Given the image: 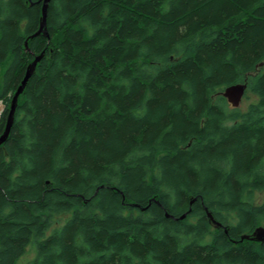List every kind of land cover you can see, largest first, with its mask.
I'll list each match as a JSON object with an SVG mask.
<instances>
[{
  "label": "trees",
  "instance_id": "1",
  "mask_svg": "<svg viewBox=\"0 0 264 264\" xmlns=\"http://www.w3.org/2000/svg\"><path fill=\"white\" fill-rule=\"evenodd\" d=\"M42 7L0 0V136L44 52L0 145V264H264V0H51L48 36Z\"/></svg>",
  "mask_w": 264,
  "mask_h": 264
},
{
  "label": "water",
  "instance_id": "2",
  "mask_svg": "<svg viewBox=\"0 0 264 264\" xmlns=\"http://www.w3.org/2000/svg\"><path fill=\"white\" fill-rule=\"evenodd\" d=\"M50 1L51 0H43V7H42L43 15L41 19V24H40L39 30L36 32L35 35H39L41 32H45V35L48 36V33L46 31V24H47V12H48ZM26 45H27V42H26ZM43 56H44V52L38 55L35 58V60L28 65L25 77L22 80L20 86L18 87L16 93L14 94L12 98L11 105L9 108L6 128H5L4 133L0 136V145H2L7 140L10 134V131L15 121V113L17 110L19 97L23 93L29 79L32 77V75L34 74L36 70V66L38 62L43 58ZM260 65H262V63ZM247 90H248L247 82L236 83V84H232V85L225 87L220 92V94H222L234 108H239ZM183 217H185V215L181 216V218ZM209 217L215 225H220L216 220H214V217L210 212H209ZM242 238H247V239L249 238L252 240L263 242L264 241V225L258 226L251 235L245 234L242 236Z\"/></svg>",
  "mask_w": 264,
  "mask_h": 264
},
{
  "label": "rangeland",
  "instance_id": "3",
  "mask_svg": "<svg viewBox=\"0 0 264 264\" xmlns=\"http://www.w3.org/2000/svg\"><path fill=\"white\" fill-rule=\"evenodd\" d=\"M259 68L264 70V62H262V65H260ZM258 101H259V96L256 93L252 92L251 90H247V92H246V94H245V96H244L239 108L244 111V110L247 109V107L251 103H256ZM231 107H233V106L231 105ZM4 108H5V103L4 102H0V114L3 112ZM263 201H264V189L255 191V193H254V202L256 204H260ZM70 215H71L70 213L56 215L55 216L54 226H59L62 223H64V221L68 217H70ZM36 254H37V248H36L35 244L34 243H30L26 247L25 253L20 257L19 263L20 264L28 263L29 261H31L32 259L35 258Z\"/></svg>",
  "mask_w": 264,
  "mask_h": 264
}]
</instances>
